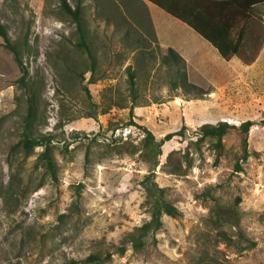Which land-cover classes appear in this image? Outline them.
Returning a JSON list of instances; mask_svg holds the SVG:
<instances>
[{"label":"rangeland","instance_id":"374dc122","mask_svg":"<svg viewBox=\"0 0 264 264\" xmlns=\"http://www.w3.org/2000/svg\"><path fill=\"white\" fill-rule=\"evenodd\" d=\"M112 2L119 4L127 22L116 18ZM135 4L148 15L129 14L120 0H84L99 77L87 83L89 59L76 47L75 24L59 0H0V22L21 46L27 70L22 82L0 36V264H63L108 251L113 254L103 264H194L205 250L226 264H264V40L250 64L237 56L225 60L194 30L149 1ZM255 13L260 21L256 30L263 36L264 4ZM156 29L161 37L169 29L182 32L180 39L184 34L186 45L197 52L184 59L193 88L171 89L177 75L174 65L162 61L166 47ZM143 45L146 53L140 61ZM127 66L136 72L140 102L132 114ZM81 84L87 85L90 99ZM105 93H119L128 106H112L104 114L95 107V117H88L93 103L105 101ZM29 95L37 108L36 134L52 136L56 181L44 168L34 167L41 146L29 154L11 149L21 137ZM247 119L255 123L247 135L250 155L239 173L233 171L242 153L238 129L223 137L217 163L213 139L195 144L204 123L239 125ZM182 125L183 135L162 145L154 170L155 181L181 214L163 215L155 242L150 239L139 251L127 244L120 255L115 252L118 242L149 218L141 180L150 165L141 156V127L158 140ZM173 164L180 165L179 174L169 172ZM218 206L234 210L238 225L218 222ZM219 230L236 245L221 240ZM239 230L255 241L252 248H238L245 245Z\"/></svg>","mask_w":264,"mask_h":264},{"label":"trees","instance_id":"16d2710c","mask_svg":"<svg viewBox=\"0 0 264 264\" xmlns=\"http://www.w3.org/2000/svg\"><path fill=\"white\" fill-rule=\"evenodd\" d=\"M59 0L60 7L64 14L75 24L76 47L82 49L88 59L89 67L87 71L90 73L87 83H94L99 77L95 76L97 59L93 53L90 34L88 32L87 23L83 16V2L84 0ZM160 9L171 15L172 17L183 22L191 29H193L199 36L206 40L212 47H214L219 55L225 60H229L233 56H237L245 64H250L256 58V55L264 40L257 28V23L260 21L256 17V10L259 5L264 4V0H147ZM121 4L126 7L129 14H138L141 11L148 13L135 2L140 0H120ZM142 7V6H141ZM112 8L116 14V18L120 21L127 22V17L123 14L119 4L112 2ZM114 19L117 22V19ZM109 20V17H107ZM150 24L149 35L152 41H156L152 24ZM130 30L124 32V36L128 37ZM0 36L3 38L4 46L13 54L16 63L18 64L22 74L21 81L24 82V77L27 70L24 67L21 53V46L17 42L10 40L5 26L0 22ZM143 43V40L136 39ZM144 44V43H143ZM145 45V44H144ZM141 46L139 50L140 57L143 59L146 53V46ZM142 61V60H140ZM162 61L165 64H172L175 67L176 77L170 81L172 90L179 86L188 90L195 85L187 81V74L185 71L184 58L175 51L172 47L165 48L162 55ZM128 76V90H129V111L132 114L134 106L139 105V96L136 89V72L130 66L126 67ZM84 80V78H82ZM82 90L90 99V92L86 84H81ZM109 92V91H108ZM105 101L103 103H93V109L87 113L88 117H95L97 111L95 107H100V113H107L112 106L127 107L128 101L119 93L112 97L109 93H105ZM37 108L32 96L27 97V105L24 114L21 118V137L11 146L12 152L19 149L24 154H29L35 147L41 146L42 150L38 153L34 167L44 168L45 172L53 181L57 180V163L53 156L52 136L49 134H36L34 120L36 118ZM129 124H135L130 121ZM255 122L247 119L239 125H233L226 121H219L215 124L204 123L199 126L197 139L195 144H199L205 138H211L213 150L215 151L214 162L220 160L223 151V137L230 129H238L243 137L241 139L242 153L235 160L233 171L239 173L243 171V163L250 155L247 144V135L250 127ZM144 135L141 140L140 150L143 159L150 165L148 172L141 180V185L144 190L143 204L149 212V218L142 224L134 228L132 231L125 234V236L115 246V252L122 255L127 249V244H130L135 251L142 250L151 239L155 242V233L163 226V215L178 217L180 210L166 198V189L161 187L155 181V167L158 165V156L161 154L162 145L176 135H183L185 125L174 132L166 133L162 138L156 139L149 129L141 127ZM133 151H135L133 149ZM170 159V155H168ZM170 173L179 174L181 167L179 164H173L169 170ZM41 184V183H40ZM10 187V186H9ZM13 185H11L12 189ZM217 221L233 222L236 226L238 221L236 219L235 211L218 206L215 210ZM216 221V222H217ZM218 237L226 242L228 245L235 246V241L223 230L217 232ZM238 237L245 242V245H238L239 249L252 248L255 241L246 237L240 230ZM112 252H105L103 255L96 253L89 254L83 260L71 259L63 264H103L108 261ZM194 264H226L219 261L217 258L209 254L206 250L198 254L193 260Z\"/></svg>","mask_w":264,"mask_h":264},{"label":"crops","instance_id":"0c3cea01","mask_svg":"<svg viewBox=\"0 0 264 264\" xmlns=\"http://www.w3.org/2000/svg\"><path fill=\"white\" fill-rule=\"evenodd\" d=\"M149 4H152V6L154 5V7L156 6L155 4H153V3H151V2H149ZM149 6H151V5H149ZM156 7H158V6H156ZM159 8V7H158ZM160 9V8H159ZM161 10V12H164L165 14H167V16H170V17H172L171 15H169L168 13H166L165 11H163L162 9H160ZM172 18H174V17H172ZM175 20H177V21H179L178 19H176V18H174ZM179 22H181V21H179ZM181 23H183V22H181ZM184 24V23H183ZM186 25V24H185ZM187 26V25H186ZM189 27V26H188ZM190 28V27H189ZM191 30H193V29H191ZM156 32H157V34H158V30L156 29ZM182 32H173V30H171V29H169V32H168V34H165L164 36H160L159 34H158V38H159V40H160V42H161V46L163 45L164 47H172L175 51H177L185 60H189V57H188V55H191V53H197V52H195V50H191V49H189L190 47H188L186 44H187V41L185 40L186 38H185V36H184V34L182 35V39H180L181 38V36H180V34H181ZM178 38V39H177ZM193 56V55H192ZM190 59H191V57H190Z\"/></svg>","mask_w":264,"mask_h":264}]
</instances>
